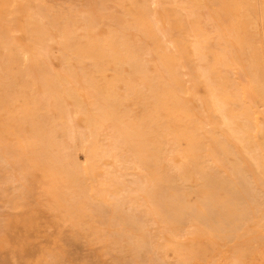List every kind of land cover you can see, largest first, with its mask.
I'll return each instance as SVG.
<instances>
[{
  "label": "rangeland",
  "instance_id": "374dc122",
  "mask_svg": "<svg viewBox=\"0 0 264 264\" xmlns=\"http://www.w3.org/2000/svg\"><path fill=\"white\" fill-rule=\"evenodd\" d=\"M0 264H264V0H0Z\"/></svg>",
  "mask_w": 264,
  "mask_h": 264
},
{
  "label": "bare ground",
  "instance_id": "6f19581e",
  "mask_svg": "<svg viewBox=\"0 0 264 264\" xmlns=\"http://www.w3.org/2000/svg\"><path fill=\"white\" fill-rule=\"evenodd\" d=\"M262 257V256H261ZM250 261V260H249ZM263 261V260H262ZM258 263V262H257Z\"/></svg>",
  "mask_w": 264,
  "mask_h": 264
}]
</instances>
